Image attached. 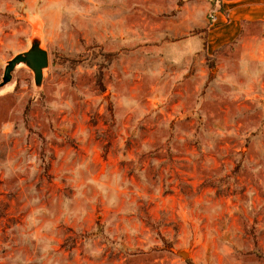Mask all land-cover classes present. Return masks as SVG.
I'll return each instance as SVG.
<instances>
[{
  "label": "rangeland",
  "instance_id": "1",
  "mask_svg": "<svg viewBox=\"0 0 264 264\" xmlns=\"http://www.w3.org/2000/svg\"><path fill=\"white\" fill-rule=\"evenodd\" d=\"M227 1L0 0V264H264V22L208 54Z\"/></svg>",
  "mask_w": 264,
  "mask_h": 264
},
{
  "label": "crops",
  "instance_id": "2",
  "mask_svg": "<svg viewBox=\"0 0 264 264\" xmlns=\"http://www.w3.org/2000/svg\"><path fill=\"white\" fill-rule=\"evenodd\" d=\"M212 20L204 44L208 54L234 41L245 23L264 22V0H228L224 9L215 11Z\"/></svg>",
  "mask_w": 264,
  "mask_h": 264
},
{
  "label": "water",
  "instance_id": "3",
  "mask_svg": "<svg viewBox=\"0 0 264 264\" xmlns=\"http://www.w3.org/2000/svg\"><path fill=\"white\" fill-rule=\"evenodd\" d=\"M22 63L28 64L35 74V80L40 83L43 78V71L49 64L48 51L35 44L29 51L17 54L12 58L5 67L4 81L8 82L12 77V71ZM182 256H188L186 251L179 252Z\"/></svg>",
  "mask_w": 264,
  "mask_h": 264
}]
</instances>
